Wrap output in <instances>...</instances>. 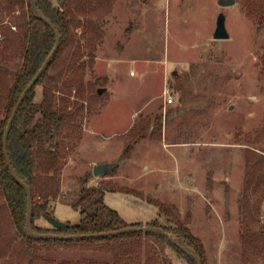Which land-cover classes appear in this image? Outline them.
<instances>
[{
	"label": "rangeland",
	"instance_id": "rangeland-1",
	"mask_svg": "<svg viewBox=\"0 0 264 264\" xmlns=\"http://www.w3.org/2000/svg\"><path fill=\"white\" fill-rule=\"evenodd\" d=\"M113 2L94 58L83 56V95L67 92L69 104L76 99L83 104L82 130L80 138L66 137L75 144L63 157L60 194L50 201L51 214L64 222L79 220L81 213L70 202L90 173L87 184L122 188L106 189L103 200L128 222L156 218L175 226L146 197L172 204L204 246L201 264H264L244 259L240 236L246 153H264V25L257 12L264 0ZM219 11L226 15L225 38L213 37ZM99 86H104L100 93ZM165 87L173 94L171 102L165 100ZM35 96L41 97L40 84ZM93 159L112 165L95 175ZM34 221L55 227L44 215ZM0 225L3 236L13 233L1 210ZM99 244L42 247L40 252L54 260H112V250ZM165 250L178 264L198 263L171 245Z\"/></svg>",
	"mask_w": 264,
	"mask_h": 264
},
{
	"label": "trees",
	"instance_id": "trees-1",
	"mask_svg": "<svg viewBox=\"0 0 264 264\" xmlns=\"http://www.w3.org/2000/svg\"><path fill=\"white\" fill-rule=\"evenodd\" d=\"M113 1L0 0V210L7 213L13 226V233L3 236L0 225V264H178L166 254V245H171L188 261L196 260L190 251L192 248L203 262L201 240L172 204L157 197H146L159 212L170 216L175 226L162 224L156 218L145 223L128 222L103 200L106 189L122 188L108 183L87 184L90 173L82 179L78 196L70 202L81 213L78 221L62 228L42 226L34 221L46 212L51 213L50 201L60 194L63 157L75 144L66 142V137L73 133L76 138L81 137L79 122L83 118V104L77 99L69 104L67 92L74 90L77 97L83 95L86 66L83 56L87 55L90 61L94 58L96 47L103 39L104 19ZM258 7L259 23L264 25V2ZM8 15L11 19H6ZM46 18L59 30L60 40L48 65L21 101L6 145L12 167L32 192V228L37 232L57 233L96 232L126 225H147L150 229L73 238L33 237L26 231L27 192L6 162L3 133L20 93L55 44V32ZM36 84L41 85L40 98L35 96ZM56 91L61 93L62 105ZM126 147V151L131 148ZM242 189V256L248 261L264 260V153L247 150ZM163 231L170 232L172 238ZM98 243L103 249L112 250V260L85 257L54 260L40 252L42 247L48 250L50 246L96 248ZM188 250L194 258L188 256Z\"/></svg>",
	"mask_w": 264,
	"mask_h": 264
},
{
	"label": "water",
	"instance_id": "water-1",
	"mask_svg": "<svg viewBox=\"0 0 264 264\" xmlns=\"http://www.w3.org/2000/svg\"><path fill=\"white\" fill-rule=\"evenodd\" d=\"M32 1V0H31ZM235 0H217V2L221 5H228V4H233ZM60 5H63V2H60ZM226 15L223 11H219L216 15V22H215V28L213 31V37L215 38H225L229 36V32L227 30L226 27ZM47 23L49 24V26L52 28L53 32H55V44L53 45L52 49L50 50V52L47 54V56L45 57L44 61L41 63L42 65L39 66V68H37V71L35 72V74L31 77V79L28 81V83L26 84V86L23 88L22 92L20 93V96L18 97L16 103L14 104L13 108H12V112L9 115V118L7 120L5 129H4V133H3V147H4V154H5V158H6V162L9 166V169L12 173V175H14V178L24 187L26 195H27V212H26V231L30 236L33 237H42V238H73V237H84V236H99V235H108V234H114V233H119V232H125V231H133V230H145V229H150V226L147 225H126V226H122L120 228H115L112 230H104V231H96V232H87V233H57V232H37L32 228V224H31V220H32V196L30 190H29V186L28 184L22 180L15 172L14 168L11 165L10 162V158H9V154L7 151V136H8V132L9 129L11 128V123L12 120L17 112V109L21 103V101L23 100L26 92L34 85V83L38 80V77L40 76V74L42 73V71L44 70V68L46 67V65H48L53 53L55 52L57 45L59 43L60 40V32L57 29V27L55 26V24L48 18H46ZM173 72H176V69L173 70ZM104 89V86H99L97 88V91L100 93L102 92ZM112 164L108 161H104V162H96L92 164V172L95 175H99L102 172H104L105 170L109 169L110 166ZM45 216V218L48 220V222H50L52 225H54L55 227H66L69 225L70 222L65 221L64 220H60L58 218H56L53 214L51 213H44L43 214ZM155 229H158L156 227H154ZM167 234V236H169L170 238H172V234L170 232L167 231H163ZM189 248V247H188ZM190 251L193 253V255L195 256L196 260H197V264H201V259L200 256L195 252L194 249H190Z\"/></svg>",
	"mask_w": 264,
	"mask_h": 264
},
{
	"label": "built area",
	"instance_id": "built-area-1",
	"mask_svg": "<svg viewBox=\"0 0 264 264\" xmlns=\"http://www.w3.org/2000/svg\"><path fill=\"white\" fill-rule=\"evenodd\" d=\"M164 94H165V100L168 102H171L173 100V94L169 91L167 87L164 89ZM98 180H95V183H97Z\"/></svg>",
	"mask_w": 264,
	"mask_h": 264
},
{
	"label": "crops",
	"instance_id": "crops-1",
	"mask_svg": "<svg viewBox=\"0 0 264 264\" xmlns=\"http://www.w3.org/2000/svg\"><path fill=\"white\" fill-rule=\"evenodd\" d=\"M104 161H106V160H104V159H102V160H96V159H93V160H91L90 162V164L92 165L93 163H96V162H104ZM104 178H111V177H113L111 174H106V175H104L103 176ZM94 179V178H93Z\"/></svg>",
	"mask_w": 264,
	"mask_h": 264
}]
</instances>
